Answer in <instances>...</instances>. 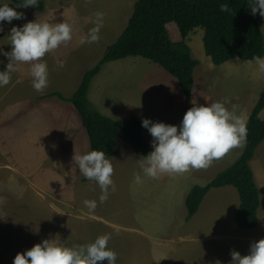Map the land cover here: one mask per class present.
I'll list each match as a JSON object with an SVG mask.
<instances>
[{"label":"rangeland","instance_id":"rangeland-1","mask_svg":"<svg viewBox=\"0 0 264 264\" xmlns=\"http://www.w3.org/2000/svg\"><path fill=\"white\" fill-rule=\"evenodd\" d=\"M43 1L45 8L42 11L18 8L10 0H0V4H9V7L22 13L23 17L29 18L28 20H31L32 15V18L35 19L42 18L46 11V19L54 16V20L61 18L63 22L72 26L71 41L55 49L59 53L49 52L42 58L48 66L49 76L59 69L63 71V79L67 82L68 89L63 91L64 93L60 90L57 92L62 93L65 97H70L71 90L79 83L82 74L102 57L106 47L113 43L122 32L136 0ZM97 12L103 13L99 40L94 43L81 44L80 40L96 26L95 13ZM0 23L3 27V31L0 32V49L9 52L11 51L9 36L11 28L23 26V18L14 19L10 24ZM172 26L175 27V33L170 28ZM262 30L264 33V23ZM168 33L173 42L181 40L179 30L174 22L169 23ZM203 33V28L196 27L186 38V44L192 51L191 56L198 61V65L193 70L194 86L190 103H185L183 92H181L176 78L164 70H159L154 66L156 64L145 58L136 56L129 60H113L108 64L105 63L102 66L101 77L106 85L104 87L106 96L111 95L113 99L110 102L112 104L110 118L126 119L135 115L136 112L137 116H135L140 120L148 118L153 122L179 125L184 113L193 106V101L197 105H204V86L206 87L204 94L210 97L212 102L224 101L227 98L229 104L239 105L238 108L248 114L264 83V70L260 69L256 61L243 60L236 56L220 65H215L205 54L202 43ZM50 54L53 57L49 59L48 55ZM134 58L136 62L140 63L137 67H142V69L127 72L125 68H130ZM261 60H264V57ZM0 61H3L0 63V71H4L9 61L3 55H0ZM59 61H63V68L58 67ZM158 67L161 68L159 65ZM29 68V64H18L16 72L12 73L11 82L0 88V195L6 198L2 202L0 217V264H13V259L18 252L23 253L45 239L54 240L62 246L74 247L91 243L98 236L104 234L111 235L108 247L117 253L116 264H148L151 250L156 244L155 241H167L171 237H175L172 233L176 229L185 231L189 226L200 225L206 234L213 233L218 229H222L228 234L249 233V230L254 229L238 228L234 230L230 228L232 225L230 219L233 216L232 208L239 202L237 192L231 194L229 199L219 198L217 202L215 200L205 201L201 210L193 218L191 217L193 221L190 220L191 218L189 219L191 222L184 221L186 209L178 196H174L173 200H165L157 210L152 212V217L148 216L144 210L146 204H150V200L146 199L144 190L137 192L145 185L143 182L137 184L134 179L137 174L143 175L140 165L143 156L137 155L127 143L121 140L117 141V154L108 158H111L110 162L113 166L112 180L115 191L110 188L108 199L100 202L99 197L102 193L99 185L94 181L85 180L84 177L82 178L84 182L79 179L81 173L74 163L73 156L74 154H84L87 151H84V146L82 147L79 143L85 139L79 134L81 124L74 125L71 116L60 117L64 126L59 133V142L61 145L63 142L72 144L73 148L79 146L81 152L77 153L76 150L69 154L49 153L46 155L45 148L38 160L35 161L30 159V147H24L23 150L15 154V142L27 144V138L23 137L33 136L28 129L17 125L29 122L30 130L37 131L36 127L38 126L46 128V123L37 122V120L46 119L47 114L57 112V109L50 105L51 101H46V97H40L46 93V90L38 92L32 87ZM123 69L126 73L123 72ZM152 69L154 71L149 75L148 71ZM131 75L133 81L135 79V82L138 81L137 86L145 78L148 82L146 94L143 96L145 101H140L138 107L134 108L136 111L132 113L130 105L122 104L123 97L129 93V89L123 88V83ZM255 75L259 77L257 82L254 79ZM58 79L59 75H57L55 88L58 86ZM164 81L168 82V86L173 81L175 89H172L174 95L172 98H178L175 101L171 102L170 97L163 94L164 89L158 86ZM51 84L54 82H50L46 89ZM176 91H178V95ZM53 100L63 105L62 101L54 98ZM207 104L210 103L207 101L205 106ZM65 106L69 111L66 112L68 116L72 114L71 111L76 113L71 103L66 102ZM13 119H16L17 123ZM82 128L85 131L83 126ZM142 132L149 147L148 153H150L153 138L144 127ZM15 134L19 136L17 139ZM39 141L43 143L44 139H36L40 145ZM242 148L243 146L240 148V152ZM49 150L52 151V148ZM235 154L233 153L231 158ZM233 160L224 158L221 160L222 163L219 159L215 160V168L192 171L193 175L189 171V178L210 180L217 172L228 167ZM71 161L73 163L70 172L67 171L65 174V170L62 169H65V164L70 165ZM251 166L254 170H252L253 175L255 172L256 178L260 180L259 192L264 194V139L256 148L251 159ZM73 168L76 169L74 174ZM68 173L73 175L67 176ZM48 175L50 177L46 178ZM171 181L175 182L173 176L170 178ZM160 182L165 185L167 180H160ZM210 191H213V198L224 192V190L222 192ZM155 192L156 190L152 191L153 197ZM85 200L96 201L95 210L89 212L84 206ZM201 205L202 203L200 207ZM59 209H63L66 213H61ZM152 226L159 231L152 234L147 233ZM8 241L9 244H7ZM202 244L203 242H194L193 245H196V248L193 256L187 260L188 263L193 264L196 261L197 264H200L203 262L205 255L201 247ZM172 245L174 246V244ZM168 256L173 257L172 253H169ZM229 257L231 255L227 250L223 258ZM178 259L179 257H176L175 261L172 260L170 263L174 264L178 262ZM210 260L211 264H219V261L215 259ZM98 264H106V261L98 262ZM160 264L169 263L163 261Z\"/></svg>","mask_w":264,"mask_h":264},{"label":"trees","instance_id":"trees-1","mask_svg":"<svg viewBox=\"0 0 264 264\" xmlns=\"http://www.w3.org/2000/svg\"><path fill=\"white\" fill-rule=\"evenodd\" d=\"M10 1L22 9L42 11L45 8L43 0H38L36 8L20 7L25 0ZM223 3L229 5L228 13L219 10ZM248 6L249 0H136L127 25L117 39L106 47L98 62L84 73L77 90L70 97L57 91L40 97L56 96L71 103L88 134L90 150L103 151L109 158L117 154V141L122 140L137 155L144 156L149 147L142 132L141 120L136 116L113 119L99 113L88 98L92 79L107 62L140 56L174 76L186 102H190L194 86L193 70L198 61L191 56L186 38L196 27L204 29V51L215 65L234 56L250 61L264 57V17L260 16L259 11L253 15ZM170 22H174L179 30L181 40L178 42L170 38L166 27ZM262 109L264 86L248 115L247 138L241 154L206 184L191 187L185 200L186 220L197 212L211 188L232 186L239 197L235 224L241 228L256 226L260 192L250 161L264 139V117L259 116Z\"/></svg>","mask_w":264,"mask_h":264},{"label":"clouds","instance_id":"clouds-1","mask_svg":"<svg viewBox=\"0 0 264 264\" xmlns=\"http://www.w3.org/2000/svg\"><path fill=\"white\" fill-rule=\"evenodd\" d=\"M38 0H25L20 7L36 8ZM251 13L257 11L264 17V0H249ZM221 12L228 13L229 5H220ZM23 14L17 12L9 4H0V22L11 23L20 20ZM103 13H95V27L80 40L81 44L94 43L99 40ZM3 31L0 23V32ZM11 51L0 49V55L8 59L4 71H0V88L11 82L12 73L18 64H29L32 87L42 92L48 86V66L42 58L62 44L72 39V26L67 22L50 24L45 22H27L23 26H13L10 32ZM261 70L264 60L255 58ZM3 63V61H0ZM63 68V61L58 62ZM183 115L179 125L153 122L148 118L141 120V126L147 129L153 138L152 151L140 161L144 176L156 179L161 174H182L190 169H206L214 160L224 157L230 150L242 147L247 138V126L237 115V106L229 110L224 101L197 105L195 101ZM74 163L79 172L89 181L96 182L101 189L100 202L108 199L109 189L115 191L112 180L113 166L105 153L90 150L84 154H74ZM137 184L142 183L139 174L134 177ZM84 206L92 212L97 207L94 200H85ZM110 234L98 236L93 242L74 247L62 246L54 240H42L23 253H17L13 264H116L117 253L108 247ZM230 264H264V239L253 242L246 255L231 251Z\"/></svg>","mask_w":264,"mask_h":264},{"label":"crops","instance_id":"crops-1","mask_svg":"<svg viewBox=\"0 0 264 264\" xmlns=\"http://www.w3.org/2000/svg\"><path fill=\"white\" fill-rule=\"evenodd\" d=\"M32 16H31V20H28L29 18L23 17V23L25 24L27 22H35L36 20H37V22H41V23L48 21V23H50V24L63 22V19H61V18H57L56 20H54V18H55L54 16H52V18H50V19H46V11H45L44 17H42V18H36L35 19V18H32ZM175 26H176V24H175ZM170 28L175 33V29H174L175 27L172 26ZM176 28H177V26H176ZM167 30L169 32V23L167 24ZM53 51L55 53H59V51H55V50H53ZM53 51H51V52H53ZM191 55H192V51H191ZM48 56H49L48 57L49 59L51 57H53L52 54H50ZM131 57H136V56H130V57L114 60V61H122L124 59L129 60V58H131ZM110 62H113V61H110ZM108 63L109 62H107L106 64H108ZM138 64H140V63L136 62L135 58H134L133 61L131 62L130 68H125V69L127 72L130 70H141L142 67H140V68L137 67ZM153 64H156V63H153ZM156 65H154V66L156 68H158L159 70H161V71L164 70V69H162V67L159 68L158 64H156ZM93 66H91V68ZM88 69H90V68H88ZM125 69H123L124 73H126ZM153 71H154V69H152L151 71L149 70L148 74L151 75ZM102 72H103V67L100 70V72L92 79V81L90 83L89 90H88V98H89L90 103L100 113H102V114L105 113L106 116L110 117L111 113H112L110 111L111 106H112V104H110V102L113 99L111 98V95H109L108 97L106 96V89L104 88V87H106V85H105V83H103V78L101 77ZM84 73L82 74L81 79H82ZM166 73H168V72H166ZM57 75H59L58 86H57V88H55L56 81H57ZM258 78L259 77L255 75L254 79L256 82H257ZM81 79H80V81H81ZM135 80L134 81L132 80V75H131V76L127 77L126 81L123 83V88L129 89L128 90L129 93L123 97L122 104L124 106L130 105L131 106V110H130L131 113L136 111L134 108L138 107V104L140 101H145L143 96L146 94V86L148 84V82H146V78L143 79L139 83L138 86H137L138 81L135 82ZM48 81H49V83L54 82V84H51L48 87V89L45 88V90H46L45 94H48L51 92H56L57 90L58 91L60 90L61 92H63V91H66V89H68L67 82L63 79V71H61L60 69L57 71H54L50 76L48 75ZM80 81H79V83L76 84L75 88L73 90H71V92H70L71 95L77 90L78 85L80 84ZM167 84H168V82L164 81V82H161L158 86L159 87L161 86L164 89L163 94L168 95L170 97L171 102L175 101L178 98H172L174 96L172 89L173 88L175 89L173 81L170 82V86H168ZM263 86H264V83L262 85V88H263ZM205 88L206 87L204 86L203 89L205 90ZM262 88H261V90H262ZM204 90H203V95H204L203 103L205 105L207 101L209 103H211L212 99L204 94ZM260 91H259V93H260ZM138 92H139V94L137 95ZM176 93L178 95V91H176ZM259 93H258V96H259ZM53 98L57 99L58 101H62L63 105L60 102L57 103L55 100H53ZM191 98H192V96H191ZM209 99H211V101H209ZM257 99H258V97H257ZM257 99H256V101H257ZM47 100L52 102L50 105L54 109H57V112L47 114L46 119L43 118L41 120H37V122L46 123V128L43 126H38V127H36L37 131L30 130L31 127L29 125V122H27L23 125H17L18 127L21 126V127H25L26 129H28L29 132L33 136L32 137L31 136L23 137L25 139L27 138V140H26L27 144H21L20 142H18V143L15 142V144H16L15 154L17 152H19L20 150H23L24 147H30V149H31L30 159H31V161H35V160H38L42 151L45 148H46V155L49 153L58 154V155H60V153L69 154V152L73 153L76 150H77V153L81 152V147L79 148V146H78V148H77V146H75L73 148L72 144H68V143L63 142V144L61 145V143L59 142V138H60L59 133L64 126V122L60 121V117H70V116L72 117V123L74 125H80L81 124L80 129H79V134L81 136H83L85 139H83L82 142H79L80 145H82V147L84 146V151H87V152L90 151V140H89L88 134H87L86 130L85 131L83 130L81 120L77 116V113H75L74 111H71L72 114H70L68 116L66 114V112H69L67 107L65 106L66 102L57 98L56 96L46 97V101ZM184 100H185V96H184ZM191 100H190V102H191ZM108 101H109V103H108ZM220 101H222V100H220ZM185 103H186V100H185ZM232 105H235V104H229L228 103L225 106L229 110H231ZM236 106H237V115L241 119H243L246 123L247 119H248V115L251 111H249V113L246 114L238 108V107H240L239 105H236ZM105 114H103V115H105ZM135 115L137 116L136 112H135ZM135 115H131V116H135ZM259 116H260V118L264 117V109H262L260 111ZM14 118H16V117H14ZM13 120L17 123L16 119H13ZM32 128H34V126H32ZM18 137L19 136L17 134H15V138L17 139ZM36 139H40V140L44 139V141H43V143H41V141H39V143H40V145H39L36 142ZM49 148H52V151L49 150ZM240 148L241 147L234 148V149L230 150L224 157L219 159L220 163H222L221 162L222 159L227 158L230 161L232 159H234L231 162V164H232L238 158V156L241 154V152L244 148V145H243L241 152H240ZM233 153H236V154L231 158V155ZM112 158H114V157H112ZM214 161L206 169L215 168V165H214L215 162ZM70 163H71L70 165L65 164L64 165L65 169H62V170H65V174L67 171L70 172V169L72 167L73 162L71 161ZM250 166H251V161H250ZM251 168H252V166H251ZM206 169H203V170H206ZM197 170H202V169H190L189 171H190V174L193 175L192 171H197ZM252 170H253V168H252ZM75 171H76V169L73 168L72 169L73 174L75 173ZM189 171L182 173V174L171 175V176H173L175 182L174 181L170 182L171 176H169L168 174H161L156 179L146 177L143 174L141 176V178H142L143 185H145V186L143 188H140V190L137 192H141V190H144L143 193H144L146 199L150 200V204H146V206H145L146 209L144 210V212L145 213L147 212L148 216L152 217L153 216L152 212L155 209L157 210L165 200H168V199L173 200L174 196H178V199L182 200L181 202H183L185 205L186 196H187V194H188V192L192 186L204 185L207 182H209L217 173H219V172H217L210 180H202V179L189 178ZM73 174L68 173L67 176H72ZM46 175H47V173H46ZM49 177H50V175L46 176V178H49ZM83 177L84 176L82 174L79 175V179L82 181H83V179H82ZM254 179H255L256 185L259 189L260 180H259V178L258 179L256 178L255 172H254ZM160 180H162V181L167 180V183L165 185H163L164 183H161ZM233 188L234 187H232V186H222V187H217V188H211L210 190H215L218 192H222L224 190V192L222 194L219 193L220 195L214 196V198H213V196H212L213 191L209 190L201 202L202 203L201 207L199 206L196 213H198L201 210L205 201L208 202V200L209 201L215 200L217 202V201H219L218 200L219 198L220 199H229L231 194H233L234 192H237L236 189L235 188L233 189ZM52 190H55V189H52ZM154 190H156V192L154 193L155 195L153 197L152 191H154ZM237 195H238V193H237ZM5 199H6L5 197L0 195V217L2 215V202ZM238 199H239V197H238ZM59 200L62 201V199H60V198H59ZM238 206H239V202H238V204H236L232 208L233 209V216L230 219V221L232 222V225H230V228H232L234 230H237L238 228H240V229H251V228H241L235 224L234 217H235V213L238 209ZM185 209H186V205H185ZM59 210L61 211V213H66L63 209H59ZM196 213L193 216H195ZM186 216H187V209H186V215H185L184 221L185 222L186 221H189V222L193 221L192 220L193 216L190 219L191 221L186 220ZM257 220H258V222L255 226L256 228L253 227L254 229L249 230V233L228 234L226 231H224L222 229H218V230H215L213 233L206 234L204 229L200 228L201 227L200 225L189 226L185 229V231H179L178 229H176L172 233L173 236H175V237H171L167 241H159V240L155 241L156 244L153 245V248H152L151 254H150V260H149L148 264H160L163 261L171 264L170 262L172 260L175 261L176 257H179V259H178V262H175L174 264H190V263H188L187 260H190V258L193 256V252L195 251V248H196V245H193L195 241L203 242L201 247L204 251L205 258H204L203 262H201L200 264H211L210 259H215L216 261H219V264H230L231 257L223 258V255L226 253L227 250L230 253H231V251L234 250V251H238L241 255H246V254H248L249 247L253 242L258 241L260 239H264V194H262V193H260V203H259L258 210H257ZM163 224L165 225V222H163ZM158 231H159V229H155L152 226L147 233L152 234V233H155ZM232 240H234V243H232ZM175 241H177V242L179 241V242L176 243ZM7 244H9V241ZM172 244H174V246ZM169 250H171V251H169ZM166 253H167V256H166ZM169 253H172L173 257H169L168 256ZM212 262H215V261L212 260ZM123 264H127V263H123ZM193 264H197V262L194 261Z\"/></svg>","mask_w":264,"mask_h":264}]
</instances>
